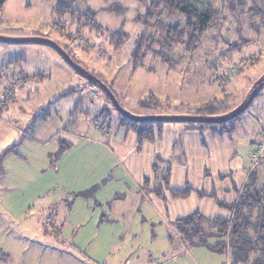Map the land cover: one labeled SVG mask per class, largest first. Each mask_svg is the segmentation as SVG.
Listing matches in <instances>:
<instances>
[{
  "label": "rangeland",
  "instance_id": "374dc122",
  "mask_svg": "<svg viewBox=\"0 0 264 264\" xmlns=\"http://www.w3.org/2000/svg\"><path fill=\"white\" fill-rule=\"evenodd\" d=\"M59 1L0 0V37L55 42L131 115L206 116L198 110L211 101L225 115L264 76V0H210L212 23L194 54L164 40L158 23L186 21L164 0H73L75 11L94 13L102 32L92 21L55 15ZM118 32L128 36L120 49L110 36ZM141 37L146 57L134 71ZM123 118L51 45L0 42V264H146L148 252L154 264L163 262L158 252L165 264H194L193 256L202 262L199 252L212 248L195 236L180 244L177 221L195 214L230 220L223 205L236 203L253 182L264 190V152L263 161L252 160L264 129V86L236 119L163 122L154 127L155 141L141 146ZM187 189L186 199L171 194ZM251 218L255 241L259 219ZM202 229L207 244L223 241L208 225Z\"/></svg>",
  "mask_w": 264,
  "mask_h": 264
},
{
  "label": "trees",
  "instance_id": "16d2710c",
  "mask_svg": "<svg viewBox=\"0 0 264 264\" xmlns=\"http://www.w3.org/2000/svg\"><path fill=\"white\" fill-rule=\"evenodd\" d=\"M210 0H164L165 7L173 13H181L185 16L184 25L168 27L163 23H158V26L164 32V40L169 45H182L185 48V51L191 54L196 53L201 45V38L203 33L210 27L212 23V10L209 5ZM73 0H60L54 8V13L58 17L69 15L74 22L79 25L82 24V21H92L93 28L95 30L102 32V27L98 25L94 18L95 15L91 11L78 12L74 10ZM90 26L89 24L83 25V27ZM111 40L115 41L117 49H120L125 42L128 40V36L125 33H110ZM142 47V37L138 40L136 48L132 54V62L134 71L140 66L142 59L146 56ZM165 61V60H164ZM166 62V61H165ZM108 86V85H107ZM109 87V86H108ZM111 90V88H109ZM112 91V90H111ZM113 92V91H112ZM114 93V92H113ZM115 95V94H114ZM250 95V94H249ZM259 95V94H258ZM257 95V97H258ZM256 97V98H257ZM147 97L145 100L141 101V107L147 109V103L150 100ZM255 98V99H256ZM117 99V97H116ZM153 99V98H152ZM157 99V98H155ZM154 100V99H153ZM111 101V100H110ZM156 105H160L159 100L155 102ZM252 105V104H251ZM189 107V106H187ZM213 101L202 104L198 111L207 112L208 115L200 117H217L223 116L219 115V111L215 108ZM231 113V112H230ZM229 114V113H228ZM227 115V114H225ZM195 116V115H194ZM128 127H131L137 135L139 145L141 146L144 142H153L155 141L154 136V127L161 125L163 122H142L135 123L128 119L123 118ZM236 119V118H235ZM190 124L189 126L194 127L196 125H217L213 123H201V122H185ZM227 123V122H226ZM224 124V123H221ZM264 130V129H263ZM263 132V131H262ZM262 134V133H261ZM256 145V144H255ZM67 146V145H66ZM66 148V147H65ZM257 147H255V150ZM11 152V150L9 151ZM8 152V153H9ZM7 153V154H8ZM263 158V157H262ZM259 161H263V159ZM3 157H0V164L2 163ZM154 172L158 174V167H154ZM254 174L250 175V181L252 182ZM170 177V170L166 173L165 176V185L168 186ZM254 189L249 184L244 190L240 193L238 201L234 204L223 205V207L229 208L232 213L230 220L224 219H215L213 221L207 220L200 214H195L188 218L177 221V225L183 227L182 233L185 236V239L190 236H195L197 238H203L201 245L209 246L213 252L230 254L231 264H264V190L259 191L256 187L255 182ZM150 183L147 179L145 181V190H149ZM155 192L160 195L158 190ZM171 194L174 199H186L190 196V191H171ZM203 195V194H202ZM251 214L255 216L258 224L255 225L257 232V238L255 241L252 240V229L254 228L250 220L251 217L248 215ZM259 214V215H258ZM203 225H208L213 233L211 237L222 239L216 246L207 244L204 241L205 232L202 229ZM252 256L256 257V260L253 261ZM254 262V263H252Z\"/></svg>",
  "mask_w": 264,
  "mask_h": 264
},
{
  "label": "water",
  "instance_id": "95a60500",
  "mask_svg": "<svg viewBox=\"0 0 264 264\" xmlns=\"http://www.w3.org/2000/svg\"><path fill=\"white\" fill-rule=\"evenodd\" d=\"M0 42H36V43H45L54 47L63 57L64 59L79 73L87 77L88 81L96 84L101 87V89L107 94L109 99L112 101L114 107L122 114L125 119H128L135 123L142 122H201V123H213V124H221L226 123L229 120H233L240 116L243 112H245L253 103L257 95L259 94L260 89L264 86V76L262 79L255 85L254 90L250 93V95L245 100L241 106H239L236 110L231 113L223 116L217 117H199V116H147V117H138L129 114L124 110V108L120 105L119 101L116 99L114 93L109 89V87L104 84L97 77L89 74L82 67H80L73 58L58 44L52 42L47 39L42 38H24V39H11L0 37Z\"/></svg>",
  "mask_w": 264,
  "mask_h": 264
},
{
  "label": "crops",
  "instance_id": "0c3cea01",
  "mask_svg": "<svg viewBox=\"0 0 264 264\" xmlns=\"http://www.w3.org/2000/svg\"><path fill=\"white\" fill-rule=\"evenodd\" d=\"M183 127H181V129H182ZM155 131V130H154ZM185 131H187V133H189V134H186V138L188 139V138H191V137H195V135H194V133H196V131H188V130H185ZM263 131V130H262ZM262 133V132H261ZM253 143V145L255 146V142H252ZM253 149H254V147H253ZM252 158V157H251ZM252 160L255 162V159H254V157L252 158ZM253 165H254V163H253ZM252 172H251V170H249V175L251 174ZM150 182V181H149ZM179 221V220H178ZM59 233H60V231H59ZM176 239H177V241L180 243V244H183V242H185L184 240H185V238H184V236L183 235H178L177 234V237H176ZM170 240L171 241H174V239L172 238V237H170ZM182 246V245H181ZM169 251H170V248L168 249ZM207 252V251H206ZM150 255H149V260L150 261H148V262H143V263H146V264H154V262H153V254L151 253V252H148ZM165 253V252H164ZM164 253H160V252H158V258H160L159 259V261H162L163 260V262H161L162 264H165L166 263V261H164V260H166V257L165 256H163L164 255ZM190 252L187 250V252H186V254H189ZM130 254H132V253H130ZM202 254V255H201ZM199 255H200V258L202 257L203 258V256H205L204 258H203V260H202V262L200 261V260H196V259H198V258H196V256H193V261L195 262L194 264H231V260H230V254L228 253V254H225L226 255V262L223 260V261H218L217 262V260H213L212 258H215V256H222V253H215V252H212V251H210V252H207L206 253V255H205V253H200L199 252ZM176 257H178V256H176ZM147 258V257H146ZM199 258V259H200ZM219 258H222V257H219ZM209 259H211L213 262H211V261H209ZM252 259H253V261L254 260H256V257L255 256H252ZM139 260H141V259H139ZM127 263V262H126ZM160 262H157V263H155V264H159ZM252 263H254V262H252ZM128 264V263H127ZM177 264H190L187 260H182L180 263L178 262Z\"/></svg>",
  "mask_w": 264,
  "mask_h": 264
},
{
  "label": "built area",
  "instance_id": "2783aa9c",
  "mask_svg": "<svg viewBox=\"0 0 264 264\" xmlns=\"http://www.w3.org/2000/svg\"><path fill=\"white\" fill-rule=\"evenodd\" d=\"M93 91V94L94 95H97V93ZM261 137H262V141L256 146L257 147V150L254 151V159L257 160V159H261L263 157V155H261V153L264 152V130L261 134Z\"/></svg>",
  "mask_w": 264,
  "mask_h": 264
}]
</instances>
